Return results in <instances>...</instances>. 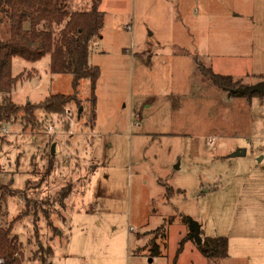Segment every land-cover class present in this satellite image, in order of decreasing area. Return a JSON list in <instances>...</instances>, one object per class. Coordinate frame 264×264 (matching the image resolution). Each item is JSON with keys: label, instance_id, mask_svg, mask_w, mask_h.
I'll return each instance as SVG.
<instances>
[{"label": "rangeland", "instance_id": "obj_1", "mask_svg": "<svg viewBox=\"0 0 264 264\" xmlns=\"http://www.w3.org/2000/svg\"><path fill=\"white\" fill-rule=\"evenodd\" d=\"M244 2L101 0L88 54L100 72L93 123L81 79V115L66 108L71 134L66 110L0 127V186L24 195L0 199V227L11 224L21 264H40L38 245L51 250L45 264H264V98L229 94L204 73L236 88L264 81V13L241 14ZM48 61L12 59V73L23 72L14 103L73 93ZM191 220L201 239L227 238L225 257L202 254Z\"/></svg>", "mask_w": 264, "mask_h": 264}, {"label": "trees", "instance_id": "obj_2", "mask_svg": "<svg viewBox=\"0 0 264 264\" xmlns=\"http://www.w3.org/2000/svg\"><path fill=\"white\" fill-rule=\"evenodd\" d=\"M68 1L0 0V127L17 119L24 123L22 129L27 125L33 127L36 110H40L44 115H60L70 102H74L78 107L82 106L83 102L76 96V87L81 79L89 82V96L85 102L89 103L91 112L86 122L89 125L93 123L95 87L100 72L96 65L88 63V54L91 39L99 36L104 14L99 10L101 0H89L86 9H71ZM44 55L49 56L50 73H68L71 76L73 93L51 94L36 104L14 103L9 93L23 72L13 75L12 59L19 57L35 62ZM204 73L210 77L213 85L228 90L229 94L264 98V90L250 93L235 91L239 82L229 75L214 73L210 68L204 69ZM260 76L264 78V75ZM70 191L69 186L61 190V207H64V200ZM15 195L20 199L24 198V195L17 190H11L7 185L0 186L1 200ZM22 215L19 214L14 220H18ZM20 245L16 236L11 233V224L6 228L0 227V257L4 264H21ZM200 245L205 257L217 258L227 255L225 236L204 237ZM37 252L40 264H45L47 256L51 253L50 248L38 245ZM151 252L158 253V248L151 247Z\"/></svg>", "mask_w": 264, "mask_h": 264}, {"label": "water", "instance_id": "obj_3", "mask_svg": "<svg viewBox=\"0 0 264 264\" xmlns=\"http://www.w3.org/2000/svg\"><path fill=\"white\" fill-rule=\"evenodd\" d=\"M235 91H239V92H245V93H250V92H254V91H259L261 92L262 90H264V81H260L259 83H257L254 86H250L248 88H235ZM82 110V106H79L78 111H77V117H79L80 113ZM54 146L55 143L52 142L50 145V154L54 153ZM244 150H239V152H236V154H243ZM190 230H191V237H193V239L195 240L196 244L201 243L202 239L200 237V226L196 221L191 220L190 221ZM149 261H151V259H149Z\"/></svg>", "mask_w": 264, "mask_h": 264}, {"label": "crops", "instance_id": "obj_4", "mask_svg": "<svg viewBox=\"0 0 264 264\" xmlns=\"http://www.w3.org/2000/svg\"><path fill=\"white\" fill-rule=\"evenodd\" d=\"M214 5H215V2H214ZM214 10L221 11V9L217 8L216 6H215ZM236 10L240 11L241 14H246V15H252L253 16V13L254 14L255 13H260V14L264 13V5H262L261 0H253L252 2H249L248 0H245L243 5L240 8H237ZM39 60H37V61H39ZM37 61H35V62H37ZM46 65L48 67V63ZM95 105H96V103H95ZM54 151H56V143H55V146H54Z\"/></svg>", "mask_w": 264, "mask_h": 264}, {"label": "built area", "instance_id": "obj_5", "mask_svg": "<svg viewBox=\"0 0 264 264\" xmlns=\"http://www.w3.org/2000/svg\"><path fill=\"white\" fill-rule=\"evenodd\" d=\"M66 113H67V118L70 120V126H69V131H68L70 133L71 132V130H70V127H71V117L69 115V110L68 109L66 110ZM52 129H53V126L52 125H48L47 126V132L48 133H50L52 131ZM0 264H4V260L1 257H0Z\"/></svg>", "mask_w": 264, "mask_h": 264}]
</instances>
